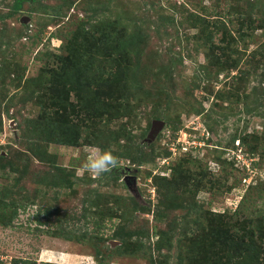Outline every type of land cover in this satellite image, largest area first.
<instances>
[{
	"label": "rangeland",
	"instance_id": "374dc122",
	"mask_svg": "<svg viewBox=\"0 0 264 264\" xmlns=\"http://www.w3.org/2000/svg\"><path fill=\"white\" fill-rule=\"evenodd\" d=\"M15 1L0 0V151L7 152L0 191L12 188L6 202L33 205L7 226L12 211L0 215V264H151V258L193 264L195 235L207 231L206 211L211 225L231 230L241 220L264 219V60L253 56L259 51L264 59V31L254 29L264 23V0H35L11 14ZM191 13L234 28L232 35L237 20L254 22L252 29L241 28L248 37L238 49L222 55L220 32L212 29L214 40L207 42ZM118 23L134 40L121 82L124 110L90 123L103 141L86 123L80 125L82 139L88 136L92 144L43 143V130L33 121L40 112L39 87L50 77L46 69L58 67L56 56L66 55L65 45L84 24L115 27L117 34ZM85 48L81 41L80 51ZM254 58L261 66L255 68ZM226 60L255 71L240 78L234 67L222 65ZM154 120L164 126L147 142ZM244 134L259 137L255 154L232 141ZM35 146L45 147L46 162L33 158ZM90 146L112 151L120 158L118 169L99 178L80 173ZM174 168L190 185L156 184L170 179ZM244 198L249 200L242 203ZM95 203L100 214L89 210ZM39 210L50 212L46 224L34 220ZM58 229L64 235L52 234ZM118 247L123 254H116ZM129 247L137 251L122 250Z\"/></svg>",
	"mask_w": 264,
	"mask_h": 264
},
{
	"label": "trees",
	"instance_id": "16d2710c",
	"mask_svg": "<svg viewBox=\"0 0 264 264\" xmlns=\"http://www.w3.org/2000/svg\"><path fill=\"white\" fill-rule=\"evenodd\" d=\"M24 1L35 0H16L13 5V10L11 14L17 13L20 11ZM96 12V9H93ZM9 14V15H11ZM191 23L194 24V27L198 24L202 25V30L200 31L201 35L207 38V42H213L214 33L212 29H216L217 32H220L219 53L226 55L229 52V55H232L233 49L237 48L238 42L241 39H245L248 36H245L243 32L244 25L246 28L252 29L251 24H247L245 20H237L239 24V30L235 31L236 35H232L234 28L224 29L223 23L218 21L209 22L207 18L197 14H190ZM94 16L92 15V18ZM91 18V19H92ZM239 18V16H238ZM214 20V19H213ZM211 28H210V27ZM256 29H262L264 31V23L259 22L255 25ZM108 26H101V24L91 25L89 29L86 28V24L73 35L69 43L65 45L66 55L56 56L57 68L46 69L50 75L46 83L42 84L39 87V95L36 96L35 102L40 108V112L33 122L41 132L40 141L47 144H58L64 146L78 147L80 144H92L91 140L88 139V136H84L82 139L81 133V124L89 123L87 130H90L92 137L103 141V135L96 129L94 133L90 127V123L102 119L105 116L116 117L118 116L126 106L124 101L127 100L126 96L123 94L124 86L121 85V82L128 72L129 66L128 61L130 58V48L134 46V40L126 39V29L125 27L119 26V32L116 34L115 27L108 29ZM116 34V35H114ZM78 39V42H77ZM83 41L86 44L85 51H80V44ZM76 43L75 45H70V43ZM111 49H107V48ZM213 47V46H212ZM253 53V56H260L262 52L256 51ZM212 55V52L210 53ZM213 56V55H212ZM97 61H104L100 65ZM262 62V61H261ZM259 58L256 60L254 58L255 68L261 66ZM236 61L228 60L224 61L222 65L229 66L230 68H235L238 70ZM255 69L249 68V70H238V77L249 78ZM218 94H221L219 92ZM73 97V100L71 99ZM52 109V111L50 110ZM73 117L76 120L72 119ZM106 117V118H108ZM112 118H110L111 120ZM94 127V126H93ZM1 131V127H0ZM82 139V141H81ZM235 139L240 140L242 144L247 146V149L252 154H255L258 151V141L259 137H251L250 135H242L241 137H233L232 141ZM238 141V142H240ZM105 146L103 145V148ZM32 156L36 162H46L48 156L46 155V149L44 146H35L32 149ZM0 151V168L2 172H6L2 166V161L6 159L7 152L3 153ZM10 167H13L11 165ZM13 170V169H12ZM180 180L177 183V176ZM179 171L177 172L176 168L173 169L172 177L167 179L161 177L159 182H156L159 185L160 182L164 184L173 185L175 189L180 187H187L189 180L185 175H181ZM158 178V177H155ZM195 180V179H194ZM190 182V181H189ZM195 185H201V179L195 181ZM190 185V184H189ZM179 186V187H178ZM12 188L6 187L5 192L0 191V215L3 218H7L6 214L8 211L10 213L9 218H7V226L13 219L17 217L19 210H25L32 202L26 201L28 203L18 204L16 200L12 199L10 201L4 200L8 199L12 195ZM247 198H244L242 203H245ZM134 204H136L134 202ZM98 204L95 203L90 211H94V214H100L98 211ZM97 208V209H96ZM191 213V209H188ZM237 212V211H236ZM239 212V211H238ZM50 212L44 210L43 214L40 213V210L34 215V220L39 224H46L49 220ZM204 218L208 221L207 231L195 235L194 242L198 244V252L196 255H193L191 261L193 264H264V219H259L253 221L251 218L241 220L237 224L236 229L231 230V226H228L224 223L215 226L211 225L212 215L209 211L205 212ZM216 214V213H213ZM221 216L223 215H214ZM44 219V220H43ZM47 219V220H46ZM10 220V221H8ZM43 220V221H42ZM213 223V222H212ZM59 232H53L52 234H61L64 235L62 229H58ZM58 234V235H59ZM117 236H120L118 234ZM129 236H133L129 233ZM202 236L204 239L202 241ZM70 240V237H67ZM123 244H127L124 239H121ZM193 241L188 238V241ZM120 247V246H119ZM118 250L115 251L116 254H123ZM136 247V246H135ZM135 247L132 248H122L125 253H134L137 251ZM160 248V247H158ZM126 249V250H125ZM101 252L96 250V255L101 257ZM151 264H156V261L153 258L150 259ZM12 264H35L27 259H13ZM100 262V261H98ZM48 264V263H47ZM160 264H163L160 262Z\"/></svg>",
	"mask_w": 264,
	"mask_h": 264
},
{
	"label": "clouds",
	"instance_id": "9594fccd",
	"mask_svg": "<svg viewBox=\"0 0 264 264\" xmlns=\"http://www.w3.org/2000/svg\"><path fill=\"white\" fill-rule=\"evenodd\" d=\"M89 155L80 165V173H90L94 177H101L105 173H110L118 169L120 158L110 150L101 149L96 146H90Z\"/></svg>",
	"mask_w": 264,
	"mask_h": 264
},
{
	"label": "water",
	"instance_id": "95a60500",
	"mask_svg": "<svg viewBox=\"0 0 264 264\" xmlns=\"http://www.w3.org/2000/svg\"><path fill=\"white\" fill-rule=\"evenodd\" d=\"M21 21L24 22V19H22ZM163 126H164V122L161 120L152 121V127L146 139L147 142H150L152 139H154L156 134H158V132L162 129Z\"/></svg>",
	"mask_w": 264,
	"mask_h": 264
},
{
	"label": "built area",
	"instance_id": "2783aa9c",
	"mask_svg": "<svg viewBox=\"0 0 264 264\" xmlns=\"http://www.w3.org/2000/svg\"><path fill=\"white\" fill-rule=\"evenodd\" d=\"M194 147H196V145H193ZM175 149V147L173 146V150ZM171 151H172V149H171ZM172 153H173V151H172Z\"/></svg>",
	"mask_w": 264,
	"mask_h": 264
},
{
	"label": "crops",
	"instance_id": "0c3cea01",
	"mask_svg": "<svg viewBox=\"0 0 264 264\" xmlns=\"http://www.w3.org/2000/svg\"><path fill=\"white\" fill-rule=\"evenodd\" d=\"M62 254H64V253H62ZM70 260V259H69ZM64 264H66V263H64ZM68 264V263H67Z\"/></svg>",
	"mask_w": 264,
	"mask_h": 264
},
{
	"label": "flooded vegetation",
	"instance_id": "af4514ba",
	"mask_svg": "<svg viewBox=\"0 0 264 264\" xmlns=\"http://www.w3.org/2000/svg\"><path fill=\"white\" fill-rule=\"evenodd\" d=\"M195 134V133H194ZM195 136V135H194ZM196 137V136H195ZM207 146V145H206ZM194 148H196V147H194Z\"/></svg>",
	"mask_w": 264,
	"mask_h": 264
}]
</instances>
